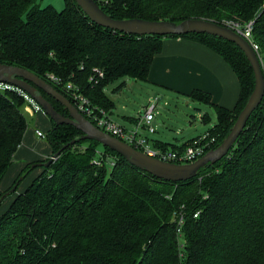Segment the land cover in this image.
Wrapping results in <instances>:
<instances>
[{
    "label": "trees",
    "instance_id": "16d2710c",
    "mask_svg": "<svg viewBox=\"0 0 264 264\" xmlns=\"http://www.w3.org/2000/svg\"><path fill=\"white\" fill-rule=\"evenodd\" d=\"M95 1L115 19L195 17L238 26L252 20L250 40L264 74V0ZM163 37L203 44L238 78L232 107L211 102L205 90L190 92L215 110L216 120L202 132L206 151L228 133L253 88L252 68L235 43L208 33L120 32L92 21L74 0H64L60 10L37 0H0V63L43 77L72 100L62 86L69 81L107 112L115 102L106 85L118 80V89L124 77L145 80ZM95 68L103 77L90 78ZM24 101L16 89L0 87V180L28 125ZM51 121L46 135L59 152L0 213V264H264V96L226 154L179 180L157 177L99 141L80 138L73 124Z\"/></svg>",
    "mask_w": 264,
    "mask_h": 264
},
{
    "label": "water",
    "instance_id": "95a60500",
    "mask_svg": "<svg viewBox=\"0 0 264 264\" xmlns=\"http://www.w3.org/2000/svg\"><path fill=\"white\" fill-rule=\"evenodd\" d=\"M81 10L95 23L120 32L136 35H168L187 33H208L235 43L244 53L253 71L254 84L245 103L237 113L230 130L214 147L206 150L200 156L189 162L164 160L134 147L98 127L84 116L64 93L57 90L49 81L33 72L18 66L0 63V81L12 83L21 88L32 98L48 116L57 123H70L81 130L80 138H91L99 141L122 154L130 163L149 173L168 180L187 179L195 175L200 167L214 162L233 144L238 134L245 126L252 110L257 107L264 96V74L260 59L251 42L233 28L205 18H185L179 22L171 20H148L143 18L115 19L106 14L95 0H74ZM43 91L63 105L64 112L55 108ZM72 139L70 142H73ZM63 145H66L63 144ZM59 149L52 152L46 161H35V165H47ZM7 190L0 200L9 192L15 190L20 178Z\"/></svg>",
    "mask_w": 264,
    "mask_h": 264
},
{
    "label": "crops",
    "instance_id": "0c3cea01",
    "mask_svg": "<svg viewBox=\"0 0 264 264\" xmlns=\"http://www.w3.org/2000/svg\"><path fill=\"white\" fill-rule=\"evenodd\" d=\"M145 80L158 89L164 90L163 93L158 92V90L154 91L160 95L156 99L167 92H174L182 95L181 97L187 100L185 96L191 98V90L197 88L209 92L211 102L228 107H232L237 101L240 88L235 73L218 54L201 43L182 37L162 38L161 51L153 56ZM151 102H148V104ZM113 107L109 113L114 118ZM121 107L125 109V106ZM199 114L201 115L202 113ZM121 115L123 120L130 123V125L121 124L128 128H136L140 133L146 135L148 144L155 149L172 148V143L180 146L187 140L203 132L193 131V128H191L193 125L187 127L186 125L178 124L171 127L166 121L157 119L155 116L151 120L155 131L149 132L137 123L139 115L142 114L136 116L127 112ZM194 128L198 130L196 126ZM29 129L30 127L24 133L22 141L13 153L12 162L0 180L1 191L7 189L12 184L27 163L39 160L45 156L47 157L52 153L51 148V150L44 152L38 147V143L36 145L31 143L32 140H29L27 136ZM41 170V165H35L22 174L18 182L22 186L17 185L19 187L16 186L17 189L15 188L16 191L14 192L17 193L24 189Z\"/></svg>",
    "mask_w": 264,
    "mask_h": 264
},
{
    "label": "rangeland",
    "instance_id": "374dc122",
    "mask_svg": "<svg viewBox=\"0 0 264 264\" xmlns=\"http://www.w3.org/2000/svg\"><path fill=\"white\" fill-rule=\"evenodd\" d=\"M37 3L41 7L52 5L57 10L62 9L64 6V0H37ZM124 79L125 83L120 88L115 89L118 85V80H115L106 85L105 91L114 99V118L120 123H124L126 126L130 125V123L124 121L121 114L127 112L136 116L138 114H143L145 105L151 101L154 103L155 118L166 121L171 127L177 126L178 124L186 125L187 127L193 125V127H191L193 128V131L201 132L207 127V125H212L216 120L215 110L212 105L192 100L186 96L185 98H187V100L183 99V97H181L182 95L174 92H167L160 98L156 99L157 96L160 95L156 94L154 91L158 90V92L163 93L164 90L151 85L147 80L133 77H124ZM24 99L25 101L22 104V109L28 122L25 132L28 127H30L27 136L29 140H32L31 143L33 145L38 143V147H40L42 151L47 152L52 149L51 143L46 135L51 126V118L32 98L24 97ZM121 106H125V109H122ZM199 113H206L209 118H206L203 122L200 119ZM140 116L143 117V115H139V117ZM195 126L198 130L194 128ZM35 127L45 133L43 138L38 137L35 134ZM206 141L209 142V140ZM50 155L47 157L49 158ZM45 157H42L41 159ZM105 162L107 170H109L111 167V161L107 158ZM18 185L22 186L21 183ZM15 194V192H11L0 201V213L8 207Z\"/></svg>",
    "mask_w": 264,
    "mask_h": 264
},
{
    "label": "built area",
    "instance_id": "2783aa9c",
    "mask_svg": "<svg viewBox=\"0 0 264 264\" xmlns=\"http://www.w3.org/2000/svg\"><path fill=\"white\" fill-rule=\"evenodd\" d=\"M252 23L253 21L250 20L242 26H238L236 23L233 24L229 22H227L226 25L233 28L245 38H247L251 42L253 49H257V45H255L250 40ZM93 71L95 74L90 76L91 79L94 77H103V72L101 70L95 68L93 69ZM49 78L51 80H54L55 82H59L61 80L60 78L55 77L53 75H50ZM62 86H64V89L72 98L71 101L76 106V108L92 123L106 130L110 134L128 142L134 147L147 152L148 154L157 156L164 160H170L175 162H189L204 153L206 145L209 143L208 141H206L208 139H205L206 133H202L197 137L192 138V140L182 148L176 147L166 149H155L148 144V138L146 135L140 133L136 128L124 127L115 119H113L110 113L107 112L103 107L91 104L87 97L81 92H79V90L74 84L68 81L64 82ZM0 87L16 89L24 97H29L21 88L15 86L12 83L0 81ZM154 113V103L151 102L145 106L144 112L142 114L143 117L140 116L138 118V125L142 126L149 132L154 131V126L151 124V120L154 117ZM34 132L39 137H43L45 135V133L37 127L34 128ZM182 240L183 239H181V242Z\"/></svg>",
    "mask_w": 264,
    "mask_h": 264
}]
</instances>
